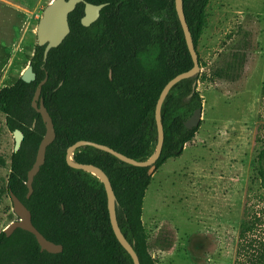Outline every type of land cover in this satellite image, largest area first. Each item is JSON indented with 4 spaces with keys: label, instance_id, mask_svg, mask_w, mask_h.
<instances>
[{
    "label": "trees",
    "instance_id": "trees-1",
    "mask_svg": "<svg viewBox=\"0 0 264 264\" xmlns=\"http://www.w3.org/2000/svg\"><path fill=\"white\" fill-rule=\"evenodd\" d=\"M107 6L89 28L81 24L84 4L69 16L70 35L53 49L44 64L45 48L36 45L31 66L36 81L21 78L0 90V112L10 132L24 140L11 156L7 190L31 212L34 227L63 252H42L36 238L23 230L11 237L0 233V264H134L117 240L110 221L108 198L101 181L68 166V149L80 141L107 146L135 161L154 155L158 141L156 107L164 87L194 64L177 15L175 0H84ZM211 0H183L194 46L206 25ZM199 63L201 68V59ZM153 60V68L146 62ZM48 76L41 98L52 117L56 140L47 149L45 164L27 199V175L46 133L42 118L31 106L38 84ZM198 74L178 83L166 97L161 118L164 145L155 173L169 160L180 158L199 128L185 123L203 109L194 84ZM201 125V124H200ZM73 160L102 170L116 196L121 233L140 264H157L149 252L142 221L144 201L152 184L148 168H137L93 147L75 152ZM264 182V149L258 157ZM254 216V215H253ZM246 210L234 264H264V239L257 237V219Z\"/></svg>",
    "mask_w": 264,
    "mask_h": 264
},
{
    "label": "rangeland",
    "instance_id": "rangeland-1",
    "mask_svg": "<svg viewBox=\"0 0 264 264\" xmlns=\"http://www.w3.org/2000/svg\"><path fill=\"white\" fill-rule=\"evenodd\" d=\"M54 0H0V90L31 66ZM202 122L183 155L152 177L143 217L157 264H234L246 210L264 239V0H211L199 42ZM153 68V60L145 63ZM13 133L0 112V233L18 221L8 195Z\"/></svg>",
    "mask_w": 264,
    "mask_h": 264
},
{
    "label": "water",
    "instance_id": "water-1",
    "mask_svg": "<svg viewBox=\"0 0 264 264\" xmlns=\"http://www.w3.org/2000/svg\"><path fill=\"white\" fill-rule=\"evenodd\" d=\"M79 4H84L85 6L84 17L81 20V24L85 28H89L93 24H95L101 16V11L107 6L106 4L98 5V6L92 5L90 3L85 2L84 0H54L44 10L42 18L37 28V45L38 47L45 48L44 57H43L44 64L47 62L49 53L53 49H57L58 47H60L63 44V42L67 39V37L70 35L71 28L69 24V16L76 10ZM175 5H176L177 15L182 25L187 46L191 54L194 66L190 71L180 74L177 77H175L173 80H171L164 87L163 91L160 94L156 107L158 141L154 155L151 157V159L145 162L135 161L114 151L113 149L107 146L99 145L87 141L77 142L68 149L66 154V162L69 167L75 170L84 171L89 174H90L89 171H94L95 173L98 174L97 178L101 181V183L104 184L107 192L108 210H109L110 221L113 232L119 243L132 258L134 264H140V261L133 247L123 236L118 226V222L116 218V196L114 194L110 180L108 179L106 174L99 168L93 165H83L76 163L73 160V157L75 152L78 151L79 149L84 147H93L97 150L111 154L120 161H122L123 163L129 164L133 167L148 168L149 176L153 177L156 171L155 165L161 156L164 140H165L164 127L161 118L162 105L174 86H176L178 83H180L183 80L190 79L201 73L198 52L194 46V42L184 14L183 0H175ZM21 80L27 84L36 81V74L34 73L32 66H30L23 73V75L21 76ZM47 81H48V76L46 75L45 79L38 84L31 103L32 109L41 116L42 121L45 125L46 133L40 143L36 155L35 163L27 175V182H26V187L28 190L27 199H30L34 192L33 184L35 178L37 177V175L41 170V167L45 164L47 149L56 140V131L52 117L50 116L48 110L45 107L44 101L41 98L42 89L46 85ZM197 87L198 84H194L193 90L196 91ZM202 116H203V109H198L197 111H195L193 116L185 123V127L188 130L198 128L202 122ZM13 137L15 140L14 153H17L21 148L22 142L24 140V136L19 130H16L15 132H13ZM10 199L13 205V212L17 217L18 221L11 223L9 226H7L4 229L3 233L7 237H11L16 230L18 229L23 230L25 232L32 234L36 238L42 252H47L52 255L61 254L63 252V247L61 245H56L48 241L34 227L32 222L31 212L12 192H10Z\"/></svg>",
    "mask_w": 264,
    "mask_h": 264
},
{
    "label": "bare ground",
    "instance_id": "bare-ground-1",
    "mask_svg": "<svg viewBox=\"0 0 264 264\" xmlns=\"http://www.w3.org/2000/svg\"><path fill=\"white\" fill-rule=\"evenodd\" d=\"M89 172H90L91 175H94V176L98 177V174L95 173L94 171H89Z\"/></svg>",
    "mask_w": 264,
    "mask_h": 264
}]
</instances>
